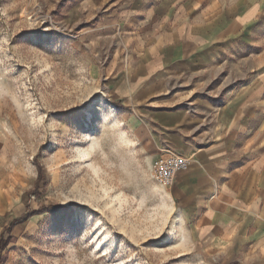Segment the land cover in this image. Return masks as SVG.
Returning a JSON list of instances; mask_svg holds the SVG:
<instances>
[{"label":"rangeland","instance_id":"374dc122","mask_svg":"<svg viewBox=\"0 0 264 264\" xmlns=\"http://www.w3.org/2000/svg\"><path fill=\"white\" fill-rule=\"evenodd\" d=\"M106 8L0 0V235L15 238L3 264H210L196 259L171 187L155 177L157 156L178 153L155 146L153 118L117 111L115 78L135 56ZM257 30L215 57L198 97L222 105L244 67L264 60ZM38 167L46 183L25 197ZM41 206L57 208L5 231Z\"/></svg>","mask_w":264,"mask_h":264},{"label":"crops","instance_id":"0c3cea01","mask_svg":"<svg viewBox=\"0 0 264 264\" xmlns=\"http://www.w3.org/2000/svg\"><path fill=\"white\" fill-rule=\"evenodd\" d=\"M91 2L107 5L104 20L129 38L135 56L115 78L118 113L153 118L155 146L190 159L170 193L196 259L264 264V60L244 67L222 105L196 93L215 57L261 35L264 0ZM179 84L182 95L172 89Z\"/></svg>","mask_w":264,"mask_h":264},{"label":"built area","instance_id":"2783aa9c","mask_svg":"<svg viewBox=\"0 0 264 264\" xmlns=\"http://www.w3.org/2000/svg\"><path fill=\"white\" fill-rule=\"evenodd\" d=\"M190 159L179 154H162L154 161L155 177L160 184L165 187H171L175 175L187 169Z\"/></svg>","mask_w":264,"mask_h":264},{"label":"trees","instance_id":"16d2710c","mask_svg":"<svg viewBox=\"0 0 264 264\" xmlns=\"http://www.w3.org/2000/svg\"><path fill=\"white\" fill-rule=\"evenodd\" d=\"M38 169H39V178L35 182V187L31 192H26L24 195L25 197H27L31 193L38 195L39 194V188L43 187L44 184L46 183V178H42V177L40 178V170L41 169L39 167H38ZM24 196H23V198H24ZM55 208H57V207L56 206H41L36 210L27 211V212L21 214L19 217L13 218L10 221V223L5 226V231H7V233L10 234V232L12 231V229L14 227L24 225L32 216L37 215V214H41L43 212H46L48 210H52ZM14 239L15 238L11 237L10 235L8 236V238H5L4 234L0 235V264H3V262L5 261L1 255L2 251Z\"/></svg>","mask_w":264,"mask_h":264},{"label":"snow or ice","instance_id":"6c2138e0","mask_svg":"<svg viewBox=\"0 0 264 264\" xmlns=\"http://www.w3.org/2000/svg\"><path fill=\"white\" fill-rule=\"evenodd\" d=\"M86 105V104H85ZM95 116L98 118V114H95Z\"/></svg>","mask_w":264,"mask_h":264}]
</instances>
